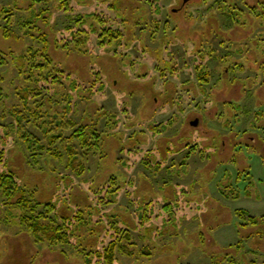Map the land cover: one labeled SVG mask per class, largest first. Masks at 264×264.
<instances>
[{
    "label": "rangeland",
    "instance_id": "obj_1",
    "mask_svg": "<svg viewBox=\"0 0 264 264\" xmlns=\"http://www.w3.org/2000/svg\"><path fill=\"white\" fill-rule=\"evenodd\" d=\"M20 1L14 9L15 0H0V8L6 5L13 13L12 36L6 39L0 31V49L7 53L0 64V136L7 137H0L5 150L0 166L7 162L17 172L32 202L51 201L60 215L76 216L67 222L69 244L36 241L20 219L25 210L4 204L0 191V264H101L89 248L102 249L114 237V229L103 226L111 222L127 229L117 236L132 251H116L113 264H264V129L258 127L264 125V18L250 11L236 14L229 24L216 7L228 10L230 0H187L175 13L171 9L182 0H160L154 7L120 0L117 16L108 7L112 0H67L71 9L66 10L48 0L33 8L45 17L37 22L44 42L34 24H26L30 7ZM241 7L247 11L249 1ZM157 9L161 23L153 28ZM94 12L102 14V24ZM104 25L125 36L107 44L98 37L102 30L92 35V28ZM179 27L187 44L186 51L180 43L173 47L179 70L161 75L160 62L168 55L160 38ZM32 30L33 36L27 33ZM196 43L201 53L213 49L206 57L212 70L208 95L197 97L191 94L198 84L194 65L202 61L195 59ZM44 45L52 67L60 63L81 87L92 82L93 74L104 83L102 91L89 95V89L80 90L74 98L72 117L95 123L103 134L81 174L66 167L65 144H55L61 159L43 151L34 162L13 130L9 112L21 105L18 91L24 85L14 59L19 54L30 58V46ZM141 46L160 48V53L144 52ZM67 79L53 100L67 99ZM169 93L173 96L167 99ZM41 128L30 130L41 138ZM110 185L120 187L108 192ZM241 209L258 217V224L240 227ZM35 211L45 209L36 206Z\"/></svg>",
    "mask_w": 264,
    "mask_h": 264
},
{
    "label": "trees",
    "instance_id": "obj_2",
    "mask_svg": "<svg viewBox=\"0 0 264 264\" xmlns=\"http://www.w3.org/2000/svg\"><path fill=\"white\" fill-rule=\"evenodd\" d=\"M47 1L48 0L20 1V3L22 2L23 4H28V7H30L31 16L30 20L27 21L26 24L33 23L34 29L37 30V32H39L40 34L38 37L44 42L47 40V38L44 36L43 31L41 30V28H39L37 22L40 20H45V17L43 16L42 12L36 13L33 8L35 5L40 4L41 2L46 3ZM57 1L59 3L58 5L63 10H66L68 8L71 9L67 0ZM128 1L130 2L128 3L126 2V0H124L123 3L125 5L137 4L138 6H145V4L149 3L154 7V5H157L160 0ZM119 2L121 1L112 0V2L108 6L110 9L116 11L115 16H117V13H119L120 10L119 5L117 4ZM215 2L217 4L218 0H215ZM240 2L241 4L239 5L234 0H230L229 5L227 6L228 10L221 9L220 6L216 7V10H218V12H220L226 20H228L229 24L234 21V17L236 14H243L250 11L254 13L255 17L264 18V0H252L247 11H245L246 9H243L241 6L248 1L241 0ZM18 5V0H15L13 8H19ZM41 11L44 10L41 9ZM156 11L157 12L155 16L158 15V9ZM93 14L98 22H100L101 24L104 22L102 14H97L96 12H94ZM12 15V8L8 9L6 5L4 6V8H0V20H5V24L3 26L0 25V31L2 36L6 39L12 36L11 29L9 28V19ZM104 17L107 19V21H110V18H108V16ZM33 18L35 19L32 22ZM77 19L80 20L79 17ZM69 29L70 27L67 28V30ZM101 30L102 32L99 33L98 37L103 38V40H107V44H109L110 41L113 40V38H117L119 40L122 33L120 29H113V27L110 28L107 27V25H104L101 28L100 26L97 28L94 27L91 29V33H93L92 35H96V33ZM33 31L34 30L28 31L27 33L33 36ZM77 31L78 33H81L80 29H78ZM100 43L101 45L103 44V42H99V44ZM65 44L66 42H63L60 47H65ZM47 50L48 48L46 45H44L41 49L30 46L27 49L30 58H28L26 54H19L14 59L19 77H22L24 85L20 86V90L18 91L21 105L15 107L9 112L14 120L13 130H15L14 132L17 134V136L26 143L27 149L29 150L34 162H37V158L39 157L38 153H41L43 151L61 159L62 152L58 150L55 144L57 142L63 145L65 144L64 151L67 155L66 167L78 174H81L83 169H85L84 161L89 157L90 154L95 153V150L99 145V140L101 139L103 134L96 128L95 123H82L72 117L75 106L74 98L78 96L80 90L85 91L86 89H89V95H92L94 92H100L103 90L104 83H99V81L94 76L95 74H93L92 82H89L87 86L83 85L81 87V84L71 78L69 72L64 69L60 65V63H57L58 66L53 65L52 67V60L50 57H48ZM212 50L213 49L208 48L206 51H204V53H201L200 45L197 43L194 45L193 50L195 52V59H202V61H196V64L194 65V70L196 73L195 77L198 82V84L196 85L197 88H195L194 91H199L198 93L203 94L204 96L208 95L206 91V84L210 81L209 79L212 71L206 63V57H212ZM6 55L7 53L2 52V50L0 49V64H3L5 62L7 57ZM160 64H162L163 66L161 69H158V72H160V74L164 76H167L168 74H175L179 70V68L175 65V61H173L172 59L171 64L169 63V61H167V59L160 62ZM219 64H221V62ZM54 68H56V70H54ZM66 77L68 78L67 80H71V93L67 94V99L64 100V103L59 99L53 100L52 95L56 93L57 88H61L62 82H64L63 80ZM166 81H169V79H166ZM2 90L3 89L0 86V97L3 93ZM84 98H86V96H84ZM63 99L64 98H62V100ZM226 105L230 109L232 108L231 103H227ZM51 108L54 109V113H52ZM31 126H35L37 128L42 127L41 129L43 137L40 138L35 133H33L30 130ZM258 127L260 129H264L263 124H260ZM68 130H70V133L66 134ZM8 132L10 131H6V134L10 136L11 134ZM0 137H2L1 139H4L5 136L3 134ZM4 151L5 150L0 147L1 163L3 162ZM7 165L8 163L4 162L2 165L3 167L0 166V191L6 197V201L4 202V204L10 203L14 207L21 206L25 210V213L20 216V219L22 222H25L28 230L34 234L36 241H48L49 245H56L59 243L69 244L71 235L69 225L73 223L72 218L76 215H60L59 209H57L55 203L51 201L46 202L35 199L32 202V200L26 196V192L23 189V185L21 184V182L19 183L17 181V172L12 170V168H9ZM113 182L116 183L115 179H113ZM108 187V192H114L117 191L120 186H117L114 189H112L113 186L111 185ZM222 193L225 194V191L222 190ZM99 198L100 200L102 198L107 203H112L114 201L105 200V198L103 197ZM36 206L44 207L45 211H35ZM52 212L54 214H52ZM237 216L241 220L238 224L240 225V227L255 226L256 224H258V217L248 214L245 210H239L237 212ZM58 217L61 218L63 222L59 223ZM67 222L69 225L67 224ZM82 223L83 222H81L80 225H82ZM100 224L102 225V222H98V227H101ZM103 226L108 230L112 227L114 229V237H112V239L109 240V242L102 249L93 250L92 246H90L89 249L90 252L94 255V258H96L100 263L102 262L101 264H113L116 261V251H124L128 249L126 243H119L121 238L117 236L120 231L122 232L123 229L126 228L124 226H120L119 228L116 227L115 222H111L110 224L105 223V225ZM92 230L97 233V229L94 230L92 228ZM251 234L253 233L249 232L247 236H250ZM117 237H119V240H117ZM123 237L125 240L129 241L127 242V244H132V242H130L131 239L129 233H125ZM127 252L129 253L128 255L132 254V251L130 249L127 250ZM233 260L234 259L231 258L232 263H234ZM88 263H90V259H88Z\"/></svg>",
    "mask_w": 264,
    "mask_h": 264
},
{
    "label": "flooded vegetation",
    "instance_id": "obj_3",
    "mask_svg": "<svg viewBox=\"0 0 264 264\" xmlns=\"http://www.w3.org/2000/svg\"><path fill=\"white\" fill-rule=\"evenodd\" d=\"M249 1V5L251 4V2H252V0H248ZM186 2H187V0H182V3H181V5L179 6V7H177V8H172L171 10H172V12L173 13H175V12H177V11H179L181 8L180 7H183L185 4H186ZM250 7V6H249ZM154 19L155 20H153L152 22H153V28H159V26H160V23H161V18H160V16H155L154 17ZM164 21V20H163ZM156 23V24H155ZM141 31V34H140V37H137V39L138 40H140V39H144V38H142V36H143V34H144V30H140ZM122 36H125V32L124 33H121V37ZM153 37V36H152ZM154 39V38H153ZM141 42H142V40H140ZM184 41H186V34L184 33V30L183 29H181L180 27H179V30L178 29H174L171 33H169V34H166L165 32H164V34L162 35V38H160V44L162 43L164 46H163V48L166 50V55H168V57L166 58L167 59V61H169V63L171 64V59H172V55L174 54V53H176V51L173 49V47L175 46V45H177V43H180V45H183L184 46V49L186 48V46H187V44H185L184 43ZM145 46H141V49L140 50H144V52L146 51V50H149L150 52H153V54H158L157 52H159V49L160 48H150V47H146V48H144ZM162 48V47H161ZM152 49V50H151ZM192 49H194L193 47H192ZM155 51H157V52H155ZM184 51H186V49L184 50ZM160 53V52H159ZM173 60V59H172ZM215 60V59H214ZM207 63V65L209 64V62L207 61L206 62ZM217 66H218V64H217ZM208 67H210L209 65H208ZM224 70H222L221 71V73L223 72ZM225 72H228V69H225ZM220 73V74H221ZM219 74V75H220ZM188 89V88H187ZM190 89V88H189ZM189 89H188V91L187 92H189ZM193 92V91H192ZM199 91H194L193 93H191L192 95H197V94H199L198 93ZM172 93H175V92H172ZM197 93V94H196ZM200 95V94H199ZM168 96L169 97H172L173 95H171L170 93L168 94V95H166V97H167V99H168ZM195 97H197V96H195ZM181 98H182V96H180V97H177V99H179V100H181ZM190 125H191V122H190Z\"/></svg>",
    "mask_w": 264,
    "mask_h": 264
}]
</instances>
